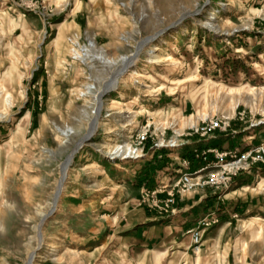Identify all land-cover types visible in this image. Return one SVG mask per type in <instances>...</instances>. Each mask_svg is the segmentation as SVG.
Wrapping results in <instances>:
<instances>
[{"label": "rangeland", "instance_id": "374dc122", "mask_svg": "<svg viewBox=\"0 0 264 264\" xmlns=\"http://www.w3.org/2000/svg\"><path fill=\"white\" fill-rule=\"evenodd\" d=\"M211 11L219 13L206 25ZM154 45L177 64L150 63ZM74 49L88 51L85 60ZM136 51L131 68L141 83L129 72L119 76L100 98L96 129L80 143L98 94L87 85H107L123 65L118 57ZM100 52L117 60L106 63ZM117 107L138 116L124 125L123 117L107 116ZM198 112L206 117L183 125ZM211 120L220 127L203 134ZM217 134L211 140L229 138L228 148L206 152L214 159L192 174L198 184L178 183L201 168L189 171V159L183 166L177 155ZM111 135L112 145L130 137L135 158L111 155ZM233 173L257 196L253 206L226 229L221 205L210 209L218 232L206 240V229L195 244L190 230L206 213L197 218L175 243L185 249L180 264H264V0H0V264H132L126 254L114 256L126 221L111 229L105 213L125 212L134 199L132 208L172 222L193 190L212 191L223 203L233 190L223 177ZM144 180L149 185L140 187ZM111 232L110 245H102ZM49 243L57 247L46 253Z\"/></svg>", "mask_w": 264, "mask_h": 264}, {"label": "crops", "instance_id": "0c3cea01", "mask_svg": "<svg viewBox=\"0 0 264 264\" xmlns=\"http://www.w3.org/2000/svg\"><path fill=\"white\" fill-rule=\"evenodd\" d=\"M217 136H220V134L203 139L206 142L209 141L202 145H186L181 155H177L176 160L178 161L176 162L181 163L182 160L188 158L190 161L189 171H195L204 167L207 161L214 159V154L206 153L208 150H222L227 149L229 146V142L231 141L229 138L223 139V141H218L219 139L211 140L217 138ZM157 162L159 161L157 160ZM145 165L148 166L149 164ZM145 170L149 169H143L142 176L144 178L147 177ZM135 178L137 181V175H135ZM145 180L139 184L140 187L149 185ZM241 181L240 176L234 177L232 182L233 190L224 195L226 199L223 203L218 201V197L214 196L212 191L204 188L193 190L187 197L182 198L180 207L176 208L177 212L175 214H178V217H174L172 222L165 221L164 215L145 207L132 208V204H137L134 199L126 203L127 209L125 212L114 211L111 214L105 213L109 216L107 221L108 225H111V229L117 223L120 227L122 220L126 221V226L119 228V230L123 231V236H120L118 242L115 244V247L119 249L114 250V256L126 257L127 255L132 264H180L179 257L185 253L183 251L185 249L182 246H175V243L180 241V237L183 234L188 233V230L197 218L203 216L210 209L221 205L219 215L221 221L226 223L224 227L226 229L228 223H231L230 219L238 215V212L247 211L249 207L253 206L257 196L248 191V189H244V187L249 188V186ZM162 196L165 197V195ZM255 219L257 218L254 217V221H256ZM165 222L171 224L164 226ZM218 229L219 225L207 230L205 234L206 240L214 237ZM114 234L115 232L109 233L108 242L104 241L105 243H102V245H110L111 236ZM186 240L189 241V238ZM123 242L127 243L126 247L128 250L126 252L128 253H124L125 251L122 249ZM190 245L191 242L187 247V251ZM117 264H121V262L118 260Z\"/></svg>", "mask_w": 264, "mask_h": 264}, {"label": "bare ground", "instance_id": "6f19581e", "mask_svg": "<svg viewBox=\"0 0 264 264\" xmlns=\"http://www.w3.org/2000/svg\"><path fill=\"white\" fill-rule=\"evenodd\" d=\"M219 11H211L209 13L210 17L208 18V20L204 23L206 25H212L211 20H214L217 15H218ZM59 39H61V36L59 37ZM128 42L130 41L129 38ZM60 40H58L59 42ZM77 42V41H76ZM91 47L92 48H96V44L94 41L91 42ZM157 50L158 47L157 45H154L150 50H149V62L154 64V65H160L162 63H167V64H177V62H175L173 56H171L170 54H167L165 56H159L157 54ZM86 51V50H85ZM88 53V51L85 52V54H83L82 52L77 51L76 49H74L73 54L75 55L76 58L79 59H84V55H86ZM137 51L135 53H133L131 56L128 55H121L119 56V61L123 64L122 67L120 68V71L116 74L115 78L109 82L107 85L101 87L100 89H97V87H92L93 84H89L87 85V90L89 93H97L95 94V97L93 98L96 101V105L94 107L95 110H92L91 113L93 114V120L91 122V127L89 130V133L85 136H81L80 138V143L83 140V138H88L90 136V134H92V132L96 129L97 127V117H99L98 115H100V110H101V103H100V98L101 96L109 89L114 88L117 85V80L119 79V76H123V75H127V72H129L128 77L130 78L132 83H141V74L140 72L135 69V68H131L135 65V63L137 62ZM98 58L101 60H104L106 63H111V62H115L117 59L113 58H109L107 57L103 52L98 53ZM144 78H148L153 80L154 78L149 75V73L143 74ZM87 93V92H86ZM9 96H6V99L9 100ZM113 102V100L111 101V103ZM120 103V102H119ZM119 107V106H118ZM114 108L115 112L113 114H109L107 116H112V115H118L119 117H123V124L125 125L126 123H133L134 119L136 116H138L137 111H133V110H123L122 108ZM111 111V110H110ZM85 113L86 110H84ZM88 117V116H87ZM206 115L204 113L198 112L197 114L194 115H190L189 119L187 120V122H185L183 125H196L197 124V120L200 118H205ZM90 121V120H89ZM69 128V127H68ZM70 130V129H68ZM63 131V130H62ZM64 132H67V130H64ZM85 139V140H86ZM130 137H128V139L125 140V143L123 145H112V142L115 141V137L113 135L108 137V140L106 141V147L109 149L110 154L117 157H123V158H131L134 157L133 155L136 154V152L134 153L133 151V146L131 145V141H130ZM81 147V146H80ZM73 154V153H72ZM140 154H137V157H139ZM135 158V157H134ZM66 169V168H65ZM60 189H58V192L55 194V199L54 201L57 200V197L60 194ZM47 252L46 253H50L51 251L56 250V245L54 243H49V245L47 244Z\"/></svg>", "mask_w": 264, "mask_h": 264}, {"label": "built area", "instance_id": "2783aa9c", "mask_svg": "<svg viewBox=\"0 0 264 264\" xmlns=\"http://www.w3.org/2000/svg\"><path fill=\"white\" fill-rule=\"evenodd\" d=\"M220 127V121L218 120H211L209 123H206L204 124V126H202V129H203V134L206 133V130L209 128L210 130L212 129H216V128H219ZM210 151V150H208ZM215 156L218 157L219 156V153H215ZM220 158H222V156H220ZM245 158V157H244ZM241 162V159H239L238 161H233L232 163H230L229 165L227 164V166H230V165H238V163ZM182 164L183 166H187L189 164V161L187 159H184L182 161ZM206 168V167H205ZM205 168H201L193 173H183L182 176L180 177V181L178 183H182L183 186H187V187H192L197 183H193V180H196L199 176L197 177H192V174H196V173H199L201 171H203ZM236 173H233V175H229L228 177H223V180L225 181L224 182V186L225 188H228L231 183H232V179H233V176H235ZM159 192H162V191H153L152 195H154V197L157 196V194ZM158 201V200H157ZM168 201H173V199H170ZM157 202H155L156 204ZM218 215L216 213V211L214 210H209L202 218H200L197 222V226L195 228H193L192 230H190V234H191V238H192V243H195V244H198L201 239H202V235H203V232L212 227L213 225H215L216 223H218Z\"/></svg>", "mask_w": 264, "mask_h": 264}]
</instances>
